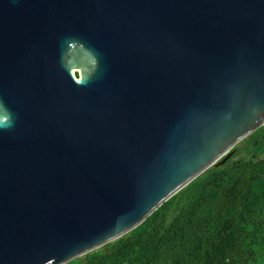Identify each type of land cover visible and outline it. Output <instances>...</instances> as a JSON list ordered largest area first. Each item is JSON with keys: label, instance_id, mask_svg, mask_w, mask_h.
Masks as SVG:
<instances>
[{"label": "water", "instance_id": "obj_1", "mask_svg": "<svg viewBox=\"0 0 264 264\" xmlns=\"http://www.w3.org/2000/svg\"><path fill=\"white\" fill-rule=\"evenodd\" d=\"M260 126L264 0H0V264L121 236Z\"/></svg>", "mask_w": 264, "mask_h": 264}, {"label": "trees", "instance_id": "obj_2", "mask_svg": "<svg viewBox=\"0 0 264 264\" xmlns=\"http://www.w3.org/2000/svg\"><path fill=\"white\" fill-rule=\"evenodd\" d=\"M245 154L199 175L74 264H264V126Z\"/></svg>", "mask_w": 264, "mask_h": 264}, {"label": "rangeland", "instance_id": "obj_3", "mask_svg": "<svg viewBox=\"0 0 264 264\" xmlns=\"http://www.w3.org/2000/svg\"><path fill=\"white\" fill-rule=\"evenodd\" d=\"M249 141V137H247L243 142L237 144L236 148L233 149V153H232V159L237 158L238 156H242L245 154V148L247 146V142ZM264 155V153L262 154V156ZM96 249V248H95ZM66 264H74L73 261H68L66 262Z\"/></svg>", "mask_w": 264, "mask_h": 264}, {"label": "built area", "instance_id": "obj_4", "mask_svg": "<svg viewBox=\"0 0 264 264\" xmlns=\"http://www.w3.org/2000/svg\"><path fill=\"white\" fill-rule=\"evenodd\" d=\"M61 264H66V262L65 263H61Z\"/></svg>", "mask_w": 264, "mask_h": 264}, {"label": "bare ground", "instance_id": "obj_5", "mask_svg": "<svg viewBox=\"0 0 264 264\" xmlns=\"http://www.w3.org/2000/svg\"><path fill=\"white\" fill-rule=\"evenodd\" d=\"M71 73H73V70L71 71Z\"/></svg>", "mask_w": 264, "mask_h": 264}]
</instances>
